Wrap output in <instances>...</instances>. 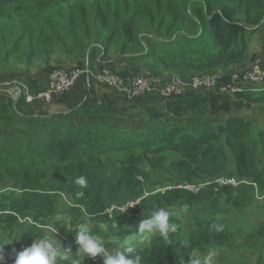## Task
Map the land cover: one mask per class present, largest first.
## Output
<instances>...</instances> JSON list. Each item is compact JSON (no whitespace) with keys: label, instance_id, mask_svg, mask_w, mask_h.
I'll list each match as a JSON object with an SVG mask.
<instances>
[{"label":"trees","instance_id":"obj_1","mask_svg":"<svg viewBox=\"0 0 264 264\" xmlns=\"http://www.w3.org/2000/svg\"><path fill=\"white\" fill-rule=\"evenodd\" d=\"M262 28L264 0H0V72L75 51L85 57L112 50L120 59L113 72L122 77L215 72L245 60ZM222 87H232L230 74L220 75L207 92L159 97V106L141 103L142 97L125 102L92 87L90 98L63 113L27 104L21 94L14 106L9 100L8 118L0 125V235L13 240L3 246L0 264H13L16 252L47 234L43 218L64 195L102 222L103 233L115 241L135 234L150 215L141 209L166 202L178 230L170 244L158 234L141 242L143 264H182L180 256L186 261L192 252L229 251L240 244L264 264L263 226L246 231L215 216L251 208L264 196V129L255 133L236 115L213 128L188 114L201 107L219 115L264 105V83L231 94ZM150 170L165 178L152 179ZM80 175L87 178L86 188L75 183ZM219 178L238 184L219 186ZM186 184L199 190L188 191ZM129 202L135 205L121 213L118 208ZM111 207L110 218L105 210ZM214 223L224 231L211 229ZM56 235L63 239L58 230ZM87 258L102 264L100 256Z\"/></svg>","mask_w":264,"mask_h":264},{"label":"rangeland","instance_id":"obj_2","mask_svg":"<svg viewBox=\"0 0 264 264\" xmlns=\"http://www.w3.org/2000/svg\"><path fill=\"white\" fill-rule=\"evenodd\" d=\"M115 51L116 50H112V52L107 56L102 54L99 55V51L93 56L90 54V52H87L85 57H83L80 52L75 51L73 55L68 57L59 56L54 57L51 60L47 59L42 60L41 62L36 61L29 67H25L24 65H15L13 66V69H10L5 72H0V93H7L5 94V96H7V99H5L6 103L1 104L0 107V125L3 124L2 121L4 118H8V101L12 100L13 106L16 103L13 102V96H15V92L12 91V89L19 88L21 90V96H23L24 99L26 95L36 97L37 94L41 91L39 89L42 87L44 78L49 72L48 70L50 68L81 71L89 70L92 76H87L85 74L82 75L83 79L80 78V81L78 80L80 83H77L75 86H73V88L67 94L63 95L54 103L51 102L49 104H44L40 100L34 99L31 103L27 104H34V106L37 108H46L48 105L55 104L61 105L62 110L64 111H71L79 105L82 99L87 98V96L90 98L88 92L92 87L95 88V91L101 88L104 89V91L107 93L117 94L121 100L125 101V96L122 91H120L119 89L106 87L101 83L102 70L106 69L113 72V70H116L118 67L120 59L119 54H117ZM255 61H258L264 69V28H262L259 32L255 33L252 36L251 44L248 47L247 51V58L245 60L241 62L230 63L223 70L219 69L215 70V72H201V70H192L190 72H165L162 75L157 76L161 80V82L155 83L154 88L147 87L145 93L140 99V102L151 104L153 106H159V99L162 98L159 96V94L162 88H179L181 90L183 89L182 94L178 95L181 97L191 94L193 92H207L208 90L206 88H193L195 87L193 83L194 80L217 77L224 74H230L233 75L234 78L235 76H238L240 78V73L249 68L251 64ZM142 76L148 77L151 75L143 74ZM236 82L237 81L235 80V83ZM177 84L179 87H177ZM241 84L242 83L240 81V85ZM166 99L167 98H162V100ZM126 100L130 101L128 99ZM188 114L193 118L195 122H204L213 128L219 121H224V119L230 115H236L243 117L244 119L249 121L252 124L255 133L259 130L264 129V105L261 104L252 105L248 108V110L232 111L227 114L213 115L210 114L208 110L203 107L193 111H189ZM139 121L140 119H137V122ZM148 172H150L149 174L152 179L165 178L161 174L153 173L154 171L150 170ZM261 172H264V165L262 166ZM166 204V202L163 203L161 207L165 206V208L167 209L168 207ZM146 210L151 213L153 209L146 208L145 210L141 209L140 211L145 212ZM52 213V215L43 218V221H46L45 227L53 226L57 228L59 234L63 237V239L68 240V246H65V241L63 239L58 237L57 238L61 241L63 246L72 248L73 253L78 248V245L75 242V234L77 230V225L79 223H87V225L95 234L104 238L105 242L115 241L114 239H112V236H107L105 235V233H103L107 232V229L104 228V225H101L102 222H94V220L92 219V215L87 214L86 211L82 208V206L73 205L72 202L65 195L64 198L59 197L56 209ZM215 216L218 217V219L222 218L226 220H231L232 223L242 226L246 231H249L250 227H264V196L262 198L256 197V203L251 208H232L229 210V212L225 214L218 212ZM134 225L135 224L133 223L132 226ZM46 230L47 229L44 228V231ZM47 234L50 233L47 232ZM5 239L7 238L1 237L0 235V242ZM105 247L114 248L115 245L108 243L105 245ZM88 259L89 258H87V261L83 259V264L88 262ZM216 261L217 264H257L255 257L251 256L249 252L244 250L242 244L232 248L229 251H218ZM86 264L99 263L88 262Z\"/></svg>","mask_w":264,"mask_h":264},{"label":"clouds","instance_id":"obj_3","mask_svg":"<svg viewBox=\"0 0 264 264\" xmlns=\"http://www.w3.org/2000/svg\"><path fill=\"white\" fill-rule=\"evenodd\" d=\"M75 183L81 189L86 188L88 185L87 178L83 175L78 176ZM80 195L83 196L84 193L80 192ZM133 205L135 203L129 202L120 207L119 211L124 213L127 207ZM186 211L187 207L185 206L184 212ZM174 215L176 214L168 209L156 206L150 215L139 223L135 234L128 235L119 241L108 242H105L103 237L95 234L87 223H79L75 234V242L78 248L74 253L70 248L64 247L57 238L58 229L49 226L46 231L50 234L32 239L30 245L16 252L13 264H65V262L82 264L85 256L91 258L100 256L102 264H143L138 245L143 241L150 240L156 234L165 243L170 244V234L176 233L178 230V224L170 222V217ZM210 227L217 233L224 231L223 224L214 223ZM11 241L5 239L0 242V252H2L3 246L8 245ZM108 243L115 245V247H105ZM182 246L185 249L190 247L187 241H184ZM217 256L218 251L209 248L205 254L192 252L187 255L188 259L186 261L182 256H180V260L182 264H217ZM0 260H3L2 255H0Z\"/></svg>","mask_w":264,"mask_h":264},{"label":"built area","instance_id":"obj_4","mask_svg":"<svg viewBox=\"0 0 264 264\" xmlns=\"http://www.w3.org/2000/svg\"><path fill=\"white\" fill-rule=\"evenodd\" d=\"M92 76L89 70L81 71V70H64V69H53L47 77L45 87L41 90L36 97H32L29 95L25 96V102L31 103L34 99H38L44 104H49L52 102L54 98L61 97L68 93L76 83V81L82 75ZM143 74L139 75H132L127 77L119 76L109 70H102L101 74V83L110 88L119 89L123 92L124 96L128 100L137 99L142 97L145 93L147 87L154 88L155 83L161 82V80L157 76H142ZM218 77H210L206 79H195L193 88H206L214 89L215 85L218 81ZM236 78V79H235ZM233 77L231 75V88H221V92L225 94H231L233 91H241L246 86H257L264 83V69L262 68L261 64L258 61H255L251 64L249 68L242 71L240 73V78L238 76ZM235 80L237 81L235 83ZM241 81V85H240ZM238 83V84H237ZM177 87L178 84H177ZM183 89L179 88H162L160 90L159 96L162 98H169L171 96H178L182 94ZM221 93V94H222ZM215 184L219 186L224 185H232L236 186L238 184L237 181L234 179H225L219 178L216 179ZM184 188L191 192H197L199 188L186 184ZM120 208H118L119 210ZM114 208H109L106 213L109 217L113 212Z\"/></svg>","mask_w":264,"mask_h":264},{"label":"crops","instance_id":"obj_5","mask_svg":"<svg viewBox=\"0 0 264 264\" xmlns=\"http://www.w3.org/2000/svg\"><path fill=\"white\" fill-rule=\"evenodd\" d=\"M9 93H10V91H9ZM14 97V96H13ZM46 109H48V111L50 112V113H63V112H65L64 110H62V107H61V105H55V104H51V105H48L47 107H46ZM243 110H248V108H245V109H243Z\"/></svg>","mask_w":264,"mask_h":264},{"label":"water","instance_id":"obj_6","mask_svg":"<svg viewBox=\"0 0 264 264\" xmlns=\"http://www.w3.org/2000/svg\"><path fill=\"white\" fill-rule=\"evenodd\" d=\"M12 91L15 92V96H14L13 102H16V100L20 97L21 90L19 88H13Z\"/></svg>","mask_w":264,"mask_h":264}]
</instances>
